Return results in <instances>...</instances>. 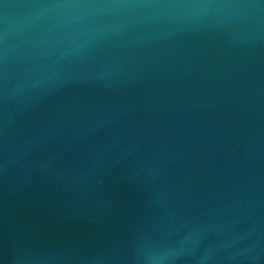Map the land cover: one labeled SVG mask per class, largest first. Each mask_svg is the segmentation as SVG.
Instances as JSON below:
<instances>
[{
    "label": "water",
    "instance_id": "1",
    "mask_svg": "<svg viewBox=\"0 0 264 264\" xmlns=\"http://www.w3.org/2000/svg\"><path fill=\"white\" fill-rule=\"evenodd\" d=\"M0 264H264V0H0Z\"/></svg>",
    "mask_w": 264,
    "mask_h": 264
}]
</instances>
